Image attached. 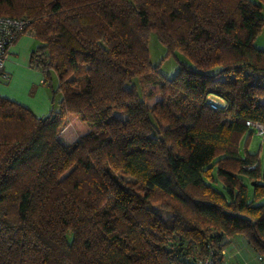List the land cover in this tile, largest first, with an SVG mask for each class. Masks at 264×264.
<instances>
[{
  "label": "trees",
  "instance_id": "1",
  "mask_svg": "<svg viewBox=\"0 0 264 264\" xmlns=\"http://www.w3.org/2000/svg\"><path fill=\"white\" fill-rule=\"evenodd\" d=\"M263 14L264 0H0L28 22L51 105L39 117L0 95V264H223L237 235L264 264L245 126H264ZM151 34L192 67L162 76ZM65 126L87 133L64 144Z\"/></svg>",
  "mask_w": 264,
  "mask_h": 264
},
{
  "label": "crops",
  "instance_id": "2",
  "mask_svg": "<svg viewBox=\"0 0 264 264\" xmlns=\"http://www.w3.org/2000/svg\"><path fill=\"white\" fill-rule=\"evenodd\" d=\"M34 48L35 41L30 35L20 36L12 45L4 65L9 78L0 82V95L24 105L40 117L46 115L50 109L49 94L44 88H38V95L30 98L26 95L25 89L31 83H41L42 80L41 74L33 70L29 64ZM222 254L223 264H263L258 256L247 248L239 235L228 240Z\"/></svg>",
  "mask_w": 264,
  "mask_h": 264
},
{
  "label": "rangeland",
  "instance_id": "3",
  "mask_svg": "<svg viewBox=\"0 0 264 264\" xmlns=\"http://www.w3.org/2000/svg\"><path fill=\"white\" fill-rule=\"evenodd\" d=\"M251 1L255 2V0H251ZM34 41H35V47H36V45L38 43L35 39H34ZM254 46L258 49H262V50L264 49V27L262 28L260 35L255 40ZM148 59H149L150 64L152 66H157L161 75L167 79H171L172 77H174L176 75V73L179 70V63H181V62L192 67L191 63H189L179 53H175V55H167L166 48L156 39L154 34L150 35L149 41H148ZM33 70H35V69H33ZM50 77H51L52 86L55 87L57 84V79L53 73H51ZM41 79H42V75H41ZM23 86H24V84L21 87H23ZM38 88L39 89L44 88L45 91L50 96L49 89H47V87L43 86L41 83H38V82L31 83L30 86H26V88H25L26 89V95L29 96L30 98L36 97L38 95V90H39ZM208 99L216 101L218 104H220V106L224 105V101L215 95H209ZM158 100H160V96L155 95L152 98L148 99L146 101V104L148 106H150ZM86 133H87V131L85 129H77L74 126H65V127L61 128V130L57 134V138L61 143L69 144V143L75 142L82 135H84ZM243 142H244V140H243ZM248 142L249 143H248L247 150L251 154H258L260 170L261 171L264 170V138L253 133L250 136ZM256 167L257 166H255L254 169H256ZM246 184L248 186L249 199H251L252 198V186L249 184L248 181L246 182ZM217 185H218L217 186L218 189H222V186H220L219 184H217ZM262 202H264V200Z\"/></svg>",
  "mask_w": 264,
  "mask_h": 264
},
{
  "label": "built area",
  "instance_id": "4",
  "mask_svg": "<svg viewBox=\"0 0 264 264\" xmlns=\"http://www.w3.org/2000/svg\"><path fill=\"white\" fill-rule=\"evenodd\" d=\"M28 22L23 19H14L10 17L0 16V82L9 78L8 74L4 70L5 62L7 61L10 53V49L15 41L23 35L31 34L27 31ZM209 105L213 109H216L220 104L214 100H210ZM245 126L249 131L264 138V126L254 121H246ZM256 164L248 167V169H254ZM261 260L260 257H258ZM195 264H212V260L209 258L199 259Z\"/></svg>",
  "mask_w": 264,
  "mask_h": 264
}]
</instances>
